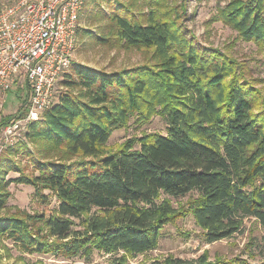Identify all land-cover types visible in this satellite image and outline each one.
<instances>
[{"label":"trees","instance_id":"trees-1","mask_svg":"<svg viewBox=\"0 0 264 264\" xmlns=\"http://www.w3.org/2000/svg\"><path fill=\"white\" fill-rule=\"evenodd\" d=\"M109 0L98 41L142 50L145 61L114 71L71 63L56 100L27 124L25 140L0 154V211L7 186L24 183L56 198L50 214L15 208L0 214V240L25 253L129 264L157 248L162 228L190 215L206 243L242 232L253 219L246 258L206 253L186 260L166 256L145 264H264V78L254 86L244 63L199 43L183 24L186 0ZM216 19L236 38L264 49V0H224ZM257 107V109H255ZM161 117L166 134L130 137L107 147L113 131ZM14 116L0 117V130ZM34 173H26L19 157ZM17 172L7 178L9 172ZM192 192L185 205L168 197ZM44 200V199H43ZM42 200V201H43ZM45 201V200H44Z\"/></svg>","mask_w":264,"mask_h":264},{"label":"rangeland","instance_id":"rangeland-1","mask_svg":"<svg viewBox=\"0 0 264 264\" xmlns=\"http://www.w3.org/2000/svg\"><path fill=\"white\" fill-rule=\"evenodd\" d=\"M12 1L0 0V11ZM176 1L179 2V0ZM137 3V9L147 11L144 0H138ZM223 4L224 0H186L183 24L188 31L195 35L200 44L218 48L237 59L240 63H244L248 69L247 75L252 79L254 86L261 89L263 84L260 81L264 78V49L252 42L237 39L234 30L216 19V10ZM111 7L112 4L109 0H82L73 63L114 71L145 61L147 53L142 50L112 48L98 41L97 37L101 36L105 30ZM70 72L71 68L69 67L65 73ZM63 76L64 74L57 82L52 103L56 100L57 95L64 90V86L60 82ZM27 101L28 86L25 80H20L6 93L0 95V117L4 115L20 116L27 106ZM26 127L21 131V135L13 140V143L22 139L28 149L32 151V145L24 138ZM151 132L163 135L167 133L166 123L161 117L154 116L149 122L142 125H137L131 119L128 127L113 131L107 141V147L114 149L130 137H139L142 134ZM8 145L3 139L1 128L0 154ZM18 157L21 161V167H24L25 164L28 166L25 169L26 173H37L26 157ZM18 175L17 172L11 171L6 177L14 178ZM7 189L11 194L6 203V208L1 210L0 214L18 208L28 213L44 212L48 215L51 213L52 208L56 206L55 196L47 190L43 192L46 195L45 198L40 199L35 195L34 187L29 184L11 182ZM194 196H196V193L192 192L182 197L168 198L173 207L177 208L185 205L190 197ZM198 232L199 229L190 215L177 220L173 224H167L161 230L157 248L137 254L134 257H128V263L145 264L152 260H162L169 255L191 260L202 253H206L211 260L241 256L252 263L255 260L247 258L244 253L246 244L250 238H260L262 233L253 219L244 221L242 232L212 243H206L202 240ZM109 258V255L98 251H94L88 259L79 256L64 258L49 254H29L15 248L8 239L0 240V264H107Z\"/></svg>","mask_w":264,"mask_h":264},{"label":"built area","instance_id":"built-area-1","mask_svg":"<svg viewBox=\"0 0 264 264\" xmlns=\"http://www.w3.org/2000/svg\"><path fill=\"white\" fill-rule=\"evenodd\" d=\"M82 0H13L0 11V95L16 82L28 86L27 106L2 128L7 144L51 105L70 67Z\"/></svg>","mask_w":264,"mask_h":264}]
</instances>
